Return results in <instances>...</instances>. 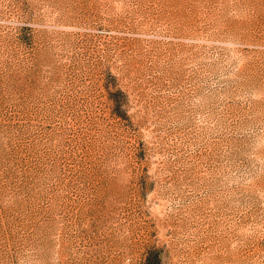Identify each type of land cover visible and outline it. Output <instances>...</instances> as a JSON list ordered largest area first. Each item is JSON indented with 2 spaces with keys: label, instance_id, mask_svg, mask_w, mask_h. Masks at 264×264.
<instances>
[{
  "label": "rangeland",
  "instance_id": "rangeland-1",
  "mask_svg": "<svg viewBox=\"0 0 264 264\" xmlns=\"http://www.w3.org/2000/svg\"><path fill=\"white\" fill-rule=\"evenodd\" d=\"M0 264H264V0H0Z\"/></svg>",
  "mask_w": 264,
  "mask_h": 264
}]
</instances>
